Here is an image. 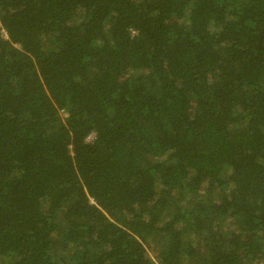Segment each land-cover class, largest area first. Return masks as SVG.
<instances>
[{
  "label": "trees",
  "instance_id": "1",
  "mask_svg": "<svg viewBox=\"0 0 264 264\" xmlns=\"http://www.w3.org/2000/svg\"><path fill=\"white\" fill-rule=\"evenodd\" d=\"M0 264H264V0H0Z\"/></svg>",
  "mask_w": 264,
  "mask_h": 264
}]
</instances>
